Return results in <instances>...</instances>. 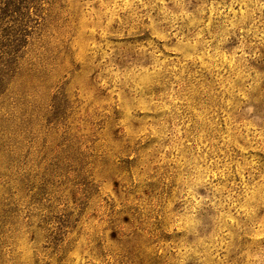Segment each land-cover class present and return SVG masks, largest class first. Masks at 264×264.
<instances>
[{
	"label": "clouds",
	"instance_id": "1",
	"mask_svg": "<svg viewBox=\"0 0 264 264\" xmlns=\"http://www.w3.org/2000/svg\"><path fill=\"white\" fill-rule=\"evenodd\" d=\"M237 2L216 6L211 29L204 0H30L32 23L0 21V264H234L242 243L243 264H264V105L250 99L264 82V0L238 13ZM157 29L198 43L224 70L209 94L243 106L232 130L247 151L225 141L223 168L168 126L182 81L160 59ZM245 172L223 197L225 173Z\"/></svg>",
	"mask_w": 264,
	"mask_h": 264
},
{
	"label": "rangeland",
	"instance_id": "2",
	"mask_svg": "<svg viewBox=\"0 0 264 264\" xmlns=\"http://www.w3.org/2000/svg\"><path fill=\"white\" fill-rule=\"evenodd\" d=\"M16 8L18 10L14 15L13 23L22 28L25 24H30L36 17V7L32 5L30 8V0H15ZM105 4H118L122 3L123 0H103ZM205 3L211 5L212 11L207 12L205 23L208 24L209 29L212 28L215 23V8L217 5L224 11H227L226 6L231 5L233 0H204ZM243 0H238L236 7L233 9L234 12H239L240 3ZM99 7V2L91 5V10L95 11ZM31 12V15H29ZM120 19H123L127 12L117 13ZM8 18V17H7ZM15 19V20H14ZM223 20V16L220 17ZM6 21V18H5ZM39 21H37L38 23ZM95 23V16H89L87 11H82L79 16V24L85 29H92ZM118 22L112 26H117ZM94 31V29H92ZM7 31V29H5ZM191 29H185L181 32L185 41L192 40ZM147 35V33H145ZM152 40L156 43V46L160 49L161 60H167L165 65L170 69L171 73H175V76L180 77L182 81V87L180 92L173 89V95L168 104H175V108L179 109L176 111L172 110V118L167 123L169 128H172L173 123L180 128V140L184 142L183 150L189 152L194 157H205L207 160L219 159L220 167L223 168L226 162L224 157L228 155L225 150V141L228 142L231 150L236 153V156L241 154V149L245 148L243 140H240L235 131L233 121L235 124H239L243 118V106L237 111L225 108L220 104L219 99L210 95L214 87V82L218 79V74L223 75L224 70L220 68L218 64H214L208 60V58L201 53L204 51L198 43L194 44V47H188L185 43L178 40L177 36L173 35L169 38L165 32L157 29L152 35ZM264 53V49L261 50ZM228 61L225 62V67L228 66ZM254 66V62H250ZM175 81V77H173ZM237 85L239 82H236ZM203 86V87H201ZM208 90L207 92L205 90ZM264 82H261L257 88V91L252 94L250 99L259 100L260 105H264V99H260L264 95ZM240 98L238 97L237 100ZM167 110V109H166ZM164 113H158L157 116L163 115ZM238 144L239 147H235L232 144ZM236 157H232L235 159ZM197 163H203L197 160ZM215 171V166L213 167ZM232 171L236 172V165L232 164ZM258 179V176L256 177ZM217 180H220L217 177ZM244 181L247 184L248 174L247 172L240 175H236L235 178L227 176L220 180L221 187L224 189L222 196L228 197L229 190H235V185L240 184ZM215 182V181H214ZM250 187V185H248ZM14 210L6 209L3 213L5 219H7ZM235 209H233V212ZM209 214H213V209L208 210ZM257 217H264V209L258 210L256 213ZM34 239L33 236H28V243H31ZM261 239H264L262 237ZM244 250L243 243L238 250H233L229 256V260L233 261L234 264H243L244 258L241 257L240 253ZM34 255V254H33ZM27 264V262H25ZM31 264H38V261L32 260ZM188 264H192L188 261Z\"/></svg>",
	"mask_w": 264,
	"mask_h": 264
},
{
	"label": "trees",
	"instance_id": "3",
	"mask_svg": "<svg viewBox=\"0 0 264 264\" xmlns=\"http://www.w3.org/2000/svg\"><path fill=\"white\" fill-rule=\"evenodd\" d=\"M15 6H16L15 0H6L3 7L0 8V21H5V18L9 16L15 18L14 15L16 14V12H18V10L14 9L16 8Z\"/></svg>",
	"mask_w": 264,
	"mask_h": 264
}]
</instances>
